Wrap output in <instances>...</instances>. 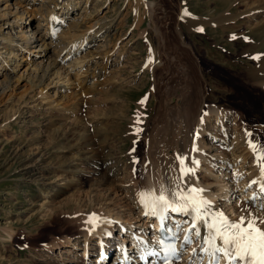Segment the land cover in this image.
I'll return each mask as SVG.
<instances>
[{"label":"rangeland","instance_id":"obj_1","mask_svg":"<svg viewBox=\"0 0 264 264\" xmlns=\"http://www.w3.org/2000/svg\"><path fill=\"white\" fill-rule=\"evenodd\" d=\"M259 1L0 0V264H109L96 259L104 238L100 243L86 227L90 212L110 220L103 224L109 229L122 226L125 233L115 229L111 238L115 247L125 246L119 239L125 236L131 248L136 232L154 239L138 194L161 185L162 167L153 160L168 168L178 145L196 169L187 181L210 191L204 196L214 210L231 220L264 215L250 193L261 177L250 143L264 147V91L246 76L249 69L257 73L254 57L264 56ZM54 15L62 22L55 36ZM28 31L36 33L28 49L3 41L8 32L17 38ZM52 62L55 68L38 84L35 74ZM159 105L167 112L162 119ZM139 113L141 122L135 121ZM76 145L84 154L80 162L100 166L83 162L68 184L57 178H73L66 171L80 163L73 160ZM60 146L68 147L56 152ZM52 183L62 191L51 194ZM118 213L131 221V231L117 223Z\"/></svg>","mask_w":264,"mask_h":264},{"label":"snow or ice","instance_id":"obj_2","mask_svg":"<svg viewBox=\"0 0 264 264\" xmlns=\"http://www.w3.org/2000/svg\"><path fill=\"white\" fill-rule=\"evenodd\" d=\"M184 15L188 13L185 11ZM198 30L203 31V29ZM250 147L256 154L257 164L261 169L259 198L261 199L260 209L264 210V147L257 148L251 143ZM177 158L181 165V177L175 187L162 186L159 193L155 190L139 193V202L145 209V215L158 218L162 232L170 231L164 227L170 212L190 216L191 223L184 237L185 243L190 244L193 235L200 237L201 226H203L207 235L202 240L201 251L208 255L209 264H220L221 259L226 260L227 264H264V218L249 212L247 216L231 220L225 213L214 210L212 201L203 195L206 191L204 188L182 187V184L186 183L184 177L195 175L196 169L186 165V157L178 156ZM192 163L199 165L197 160H193ZM257 183L255 180L251 182V184ZM257 199L255 194L251 197L253 202ZM99 220L97 214L92 213L86 223L92 224L95 228ZM176 227L182 228L179 224ZM165 239L171 238L165 237ZM159 243L163 245L166 253L165 264H169L170 259L177 256L176 246L174 243L166 244L164 239ZM193 254H196L195 249ZM193 264L196 262L194 261ZM199 264H202V260Z\"/></svg>","mask_w":264,"mask_h":264},{"label":"bare ground","instance_id":"obj_3","mask_svg":"<svg viewBox=\"0 0 264 264\" xmlns=\"http://www.w3.org/2000/svg\"><path fill=\"white\" fill-rule=\"evenodd\" d=\"M73 1V0H72ZM63 2V1H62ZM71 2V1H70ZM69 4V2H67V1H64L63 3H62V6H67ZM73 3H71V4H69L68 6H70V5H72ZM259 4L260 5H262V6H264V0H260L259 1ZM67 6V7H68ZM261 6V7H262ZM263 8V7H262ZM261 8V9H262ZM70 9H73V7L71 6V8ZM23 13L21 14V17L20 18H23ZM19 18V19H20ZM50 20V19H49ZM142 20V19H141ZM191 20H187V23H189ZM50 22V21H49ZM60 23H62V22H58L57 20H56V15H54L53 16V19L51 20V28H52V30H54L53 31V36H55L56 35V30L55 29H58V25L60 24ZM62 25V24H61ZM11 25H9L8 27H10ZM40 27V26H39ZM12 29V28H11ZM111 30V27L109 26V29H107L106 31H105V33H106V35L108 34L107 32L108 31H110ZM113 30V29H112ZM59 31V30H58ZM57 31V32H58ZM112 32V31H111ZM24 33H25V36H24ZM28 34V35H27ZM27 34H26V32H22V35H21V37H15L12 33H10V32H8V36H6V37H3V41H6V45H8V46H10V47H12L13 48V46L14 47H17V48H19V49H21V47L22 46H25V49H28L29 47H31V45L33 44V43H35L36 42V40H34V38H36L35 37V32H27ZM5 35V34H4ZM110 35V34H109ZM104 36V35H103ZM108 36V35H107ZM16 38V40H21V42H22V44H20V43H18V41H14V39ZM14 41V42H13ZM39 41V40H38ZM22 45V46H21ZM71 46H69V44H64V46H63V48L61 49V50H59L58 51V54H61V52L62 51H64V49L66 50V49H68V48H70V47H74L75 46V44L74 43H71L70 44ZM33 46V45H32ZM76 47H77V45H76ZM78 48V47H77ZM73 52V51H72ZM74 53V52H73ZM10 54V56H15L16 58H17V55L16 54H14V51L12 50V52H10L9 53ZM75 54V53H74ZM259 56V55H258ZM14 58V57H13ZM87 65H88V63H87ZM86 65V66H87ZM90 66V65H89ZM51 68H55V63L54 62H52L51 64H49V66L46 68V69H44L43 71H40V73L39 74H35V76H37V80L36 81H38V84H42V82L44 81V79L46 78V77H48V75H49V72H50V70H51ZM87 68H88V66H87ZM104 69V66H102V65H100L99 66V68L97 69V70H95L94 72H93V80H94V78H97V76H99L100 74H101V72H102V70ZM248 69V68H247ZM87 70H89V68L87 69ZM255 70L257 71V73H253V71L252 70H246V76L248 77V78H250V80L252 81L253 80V82L255 83V82H257V81H260V83H261V85L260 86H256L258 89H261L262 88V90L264 91V56L263 57H260L258 60H257V63H256V68H255ZM220 76H225V75H220ZM60 78H61V76H60ZM61 80V79H60ZM240 82V81H239ZM244 84H245V82H243ZM30 85L32 86V87H34V85H35V83L33 84V83H31L30 82ZM263 85V86H262ZM250 98H255V97H257V95L256 94H254V93H251V92H249V95H248ZM191 97H193V96H191ZM190 99H192V98H190ZM189 99V101L191 102L192 100H190ZM194 99V98H193ZM193 102V101H192ZM194 103V102H193ZM160 106V105H159ZM160 108H162V105L159 107V109H157V113L158 114H161L160 116H159V118H161L162 119V117L165 115L164 113H167V112H163V111H160L161 109ZM183 109H182V112L185 110V108L186 107H182ZM128 112V111H127ZM190 112H192V111H190ZM215 112H216V115L217 116H219V115H221V113L218 111V110H215ZM124 114V113H123ZM133 114V113H132ZM155 115V114H154ZM169 115V114H168ZM224 115V114H223ZM223 115H221V116H223ZM122 116H124L125 117V115H122ZM129 116V115H128ZM184 116H185V113H184ZM228 116V115H227ZM135 117V116H134ZM166 117H167V115H166ZM142 119H144V116L143 115H141L140 113H139V116L138 117H135V121H139V122H141L142 121ZM133 120H134V118H133ZM168 120H169V118H168ZM222 120V119H221ZM158 121V120H157ZM159 121H161L162 122V120H160L159 119ZM223 122V121H222ZM157 123V122H156ZM172 124V123H171ZM114 125V124H113ZM173 127V126H172ZM155 128H156V126H155ZM168 128H169V126H168ZM157 129V128H156ZM163 131V130H162ZM74 132V131H73ZM72 132V133H73ZM77 132V131H76ZM85 132V131H84ZM165 133H166V131H164ZM176 132V131H175ZM69 133V132H68ZM68 133H66V135L68 134ZM168 133V132H167ZM78 134V133H77ZM79 134H81V133H79ZM85 134H86V132H85ZM85 134H81V135H79V139L81 138V139H85L86 140V138H88V136L87 135H85ZM88 134V133H87ZM61 135V134H60ZM74 135V134H73ZM166 135V134H165ZM59 136V135H58ZM78 136V135H77ZM62 137H64V136H62ZM76 137V136H75ZM107 137V136H106ZM167 137V136H166ZM77 138V137H76ZM64 139H65V137H64ZM68 139H69V137H68ZM90 139V138H89ZM156 139H157V137H156ZM181 139V138H180ZM91 140V139H90ZM89 140V141H90ZM79 141V140H78ZM95 141V140H94ZM157 141V140H156ZM169 141V140H168ZM88 143V142H87ZM89 143H91V142H89ZM94 143V142H93ZM93 143H91V144H93ZM160 143V142H159ZM181 143H182V141H181ZM186 143H187V141H186ZM61 144V143H60ZM59 144V145H60ZM141 144L143 145V143H142V141H139V143H137L136 145H138V146H141ZM162 144V143H161ZM160 144V145H161ZM166 144V147H168V145H167V143H165ZM173 144V143H172ZM171 144V145H172ZM174 144H176V146H177V140H176V143H174ZM62 145V144H61ZM164 145V144H163ZM169 145H170V143H169ZM80 146V145H79ZM89 146V145H88ZM162 146V145H161ZM197 146V145H196ZM67 147L68 146H65V147H63V146H60V150L58 149L56 152H59V151H61L62 152V150H64V149H67ZM78 147V145H76L75 147H72V149H74L75 148V151H77L78 152V154H77V156L78 157H73V160L74 161H79L80 160V158L84 155L83 153H80L79 152V150H77L76 148ZM187 147V146H186ZM69 148H71V146L69 147ZM84 148V147H83ZM143 148V147H142ZM240 148V147H239ZM169 148H167V150H168ZM177 149H179V150H177V151H174V154H175V152L177 153V155L176 156H174L173 155V157H172V162L170 161V159H169V161L171 162V163H175L176 164V166L174 165L173 166V164H171V163H167L166 161H164V162H166L169 166H168V168L167 167H165L164 165H162V164H156V162H155V160H153V162H154V164H152L153 166H157L156 168L159 170V168H161L162 167V174H160L159 176H158V178H159V182H161V185H159L158 184V186H155V185H153V188L152 187H145L144 189H143V192H144V190L145 191H149V190H155L157 193H159V191L161 190V188H162V186H168V187H175V184L177 183V182H179L180 181V177H181V165H180V161L178 160V158H177V156H179V157H181L182 155H183V147L182 148H180V145H178L177 146ZM82 150V149H81ZM66 151V150H65ZM71 151V150H70ZM69 151V149H68V152H70ZM73 151V150H72ZM76 152V153H77ZM93 152V151H92ZM141 152V149H140V151L138 152V150H137V152H135L134 151V153L135 154H138V153H140ZM65 153V152H64ZM72 153V152H71ZM90 153V152H89ZM93 153H95V152H93ZM73 154H74V152H73ZM91 154V153H90ZM144 154V153H143ZM146 154V153H145ZM65 155V154H64ZM71 155V154H70ZM92 155V154H91ZM100 155V154H99ZM198 155V154H197ZM66 156V155H65ZM73 156V155H72ZM76 156V155H75ZM95 156V155H94ZM138 156H140L139 154H138ZM137 156V157H138ZM144 156V155H143ZM63 157V156H62ZM68 157V156H67ZM67 157H64L65 159L67 158ZM85 157H88L87 155L85 156ZM135 158V159H133V162H139V159L138 158ZM168 157H170V156H168ZM175 157V158H174ZM183 157V156H182ZM201 157V156H200ZM64 158H62V159H64ZM70 158V157H69ZM78 158V159H77ZM140 158V157H139ZM144 158H145V156H144ZM155 158H157V157H155ZM167 157H165L164 159H166ZM203 158V157H202ZM84 159V158H83ZM90 159V158H89ZM92 159V158H91ZM153 159V158H152ZM197 159V158H196ZM149 160V159H148ZM150 160H151V158H150ZM156 160H158V159H156ZM161 160V159H160ZM168 160V159H167ZM63 161V160H62ZM64 161H67V160H64ZM99 161V160H98ZM106 161V160H105ZM141 161V160H140ZM201 161H202V159H201ZM205 161V160H204ZM80 162V161H79ZM87 163V165H89L90 167L91 166H93V167H98V166H100V165H98V163H97V165L96 164H94V163H91L89 160H88V158L87 159H85V160H82V162H80V163H77V164H75L74 166H73V164L71 165V166H73V169L71 168V167H69L68 169H67V171H66V173L67 172H70L72 175H73V178L71 177H69L68 176V174H67V176H65L64 174H61L60 176H59V178H57V179H60V178H62V180H64V179H66L65 181H67V182H65V183H68V184H71L70 182L71 181H74L77 177H79V174H80V169H81V167H82V165H84V164H82V163ZM97 162V161H96ZM158 162H160L159 160H158ZM191 162H192V160H191ZM70 164V163H69ZM103 164V163H102ZM172 165V166H171ZM189 165H190V163H189ZM188 165V166H189ZM195 165V164H194ZM67 166V165H66ZM167 166V165H166ZM92 167V168H93ZM148 167V166H147ZM151 167V166H150ZM175 167V168H174ZM191 167V166H190ZM196 167H198V166H196ZM199 168H200V166H199ZM66 169V168H65ZM95 169H97V168H95ZM98 170V169H97ZM63 171V170H62ZM164 171L166 172V174L164 173ZM261 173V172H260ZM82 174V173H81ZM111 174V173H110ZM210 174V173H209ZM59 175V174H58ZM58 175H56L55 174V176H58ZM86 175V174H85ZM166 175H168V178H167V176ZM256 175V174H255ZM63 176H65V177H63ZM68 177V178H67ZM111 183H114L115 181V178L117 177V173L116 172H114L112 175H111ZM206 177V176H205ZM258 178L257 179H260L261 180V178H259V176H257ZM189 178H191L190 177V175L189 176H186V177H184V181L186 182V183H183L182 184V187L183 188H185V189H187L189 186H192V182L191 181H187ZM70 179H72V180H70ZM108 179V178H107ZM217 180H220V179H217ZM193 181H195V180H193ZM222 182V181H221ZM195 184V183H194ZM258 184H259V182H258ZM197 185V184H196ZM220 185V184H219ZM50 188H51V191H50V193L51 194H53V195H55V194H57V193H59L60 191H62V189H63V187L64 186H60V185H55L54 183H52L51 185H48ZM217 186V185H216ZM221 186H223V184H221ZM92 187H94L93 185H92ZM227 187V186H226ZM56 189V192L54 191L55 189ZM208 188V187H207ZM221 188V187H220ZM223 188V187H222ZM221 190V189H220ZM255 190V189H254ZM253 190V187H252V189H250V193L251 192H253L254 191ZM54 191V192H53ZM222 191V190H221ZM255 191H257V190H255ZM210 192V191H209ZM209 192L208 191H206V192H204V194L203 195H207V196H209L208 194H209ZM222 193H223V191H222ZM257 193H260L259 191L257 192ZM216 194V193H215ZM212 195V194H211ZM217 195H219V194H217ZM213 196V195H212ZM138 197H139V194H138ZM209 198V197H208ZM207 198V199H208ZM213 198V197H212ZM245 208V210L247 211V209H248V207H244ZM244 210V211H245ZM144 217L146 216L145 215V209H144V207H143V210H142V213H141ZM262 215V214H261ZM148 217V219H150V217L151 216H147ZM180 217H184L185 219V225H184V227H186L191 221L190 220H188V216H183L182 214H181V216ZM99 218H100V220L99 221H97V226L95 227V228H93V225L92 224H90V223H88L87 225H86V227L88 228H91V229H94V231H95V233L99 236V242H100V240L101 239H103L104 238V240L103 241H101L102 242V244L101 245H103L104 244V246H100V248H99V250H100V253H99V250H98V257L96 258L97 260L98 259H101V253L103 252L102 251V249H104V247L108 250L109 249V243H110V239H106L105 240V238L106 237H108L107 235H106V237H105V234L106 233H110V232H112L113 230H115V229H118V231H120V232H124V230L123 229H121L122 228V226H117L116 224L112 227L111 226V228L112 229H109L108 227H105L106 225H103L105 222H110V220H108L107 218H104V217H102V216H99ZM261 218H264V215L263 216H261ZM118 220H119V222L117 221V223H125V225H127L129 228H130V231H131V228H133L132 227V223H131V221H127V220H125L126 219V217H124L123 215H120V213H118V218H117ZM188 220V221H187ZM113 222V221H112ZM187 223V224H186ZM107 224V223H106ZM121 224H119V225H121ZM147 223L145 222L144 223V226L146 225ZM108 225V224H107ZM124 225V224H123ZM109 226V225H108ZM149 226L152 228V231H153V234L155 235H153L154 236V238L156 239L157 237H158V234H157V224L156 223H154V221L153 220H150V223H149ZM97 228V229H96ZM141 228V227H140ZM142 229V228H141ZM102 231H105V232H103V233H105L104 234V236H103V233H102ZM11 235V234H10ZM144 234H141L140 232H136V236H139V237H144V238H146L145 236H143ZM88 236H86V238H87ZM103 237V238H102ZM122 237H124V236H122ZM149 237H150V235H149ZM149 237H147V238H149ZM151 238V237H150ZM153 239V238H152ZM136 240H139L138 242H134V244L132 245L131 244V246L132 247H134V248H136L138 251H139V257L136 259L139 263H136V264H146L145 263V260H144V258H145V256H146V254H148V255H150L151 253V255L152 256H154V258H155V256H157V255H155L154 253H153V251L154 250H150L149 248H151V249H153V247H154V244H149V241H148V239H146L147 240V242L146 243H144V241H141L140 239H135V241ZM124 241V240H123ZM134 241V240H133ZM100 242V243H101ZM132 242V241H131ZM144 247V249L145 250H140V248L141 247ZM125 247V246H124ZM124 247H122V248H124ZM131 247V248H132ZM130 248V247H129ZM191 248H192V245H191ZM147 249H149V250H147ZM196 249V254L195 255H192V257L189 255V256H187L188 258H187V260L188 259H195L197 256H198V258H200V253L202 252L201 251V248L199 247V248H195ZM93 251H95V250H93ZM132 254V253H131ZM117 256L119 257V260H118V263H123L124 262V254H122V253H120V252H118V254H117ZM103 259V258H102ZM151 260V259H150ZM103 261H106V258L105 259H103ZM149 261V260H148ZM99 262V261H98ZM107 262V261H106ZM136 262V261H135ZM109 263V262H108ZM115 263V262H114ZM109 264H112V262H110Z\"/></svg>","mask_w":264,"mask_h":264}]
</instances>
